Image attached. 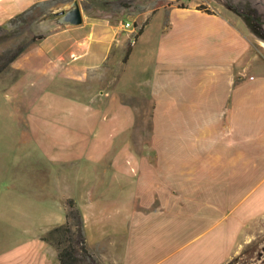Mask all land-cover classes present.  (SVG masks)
<instances>
[{"label":"crops","instance_id":"0c3cea01","mask_svg":"<svg viewBox=\"0 0 264 264\" xmlns=\"http://www.w3.org/2000/svg\"><path fill=\"white\" fill-rule=\"evenodd\" d=\"M48 1L0 0V24ZM183 1L157 6L138 35L134 22L126 28L129 20L84 9L78 25L44 19L38 39L0 74L54 96L74 123L67 140L87 135L91 173L78 171L82 193L63 199L80 208L89 249L105 264H225L264 218L251 206L264 204V42L231 10ZM82 105L83 130L74 112ZM219 177L231 198L249 188L251 207L226 210L224 189L210 202L208 180ZM114 186L123 193L113 196ZM10 207L0 206V264H61L42 238L50 228L39 196Z\"/></svg>","mask_w":264,"mask_h":264},{"label":"rangeland","instance_id":"374dc122","mask_svg":"<svg viewBox=\"0 0 264 264\" xmlns=\"http://www.w3.org/2000/svg\"><path fill=\"white\" fill-rule=\"evenodd\" d=\"M185 1H208L212 5H221L242 18V13L264 18V0H184L183 5L186 3ZM65 2L66 0H51L38 4L30 8L23 16L0 24L2 26L0 35L3 36V40L0 41V51L15 52L19 47L27 46L33 42V39L37 40L44 31L41 27L42 20L57 19L58 15L55 13L60 11ZM123 2H128L130 6L123 8L119 1H114L110 3L109 9H104L100 7L97 0H80L82 9L90 16L105 14L113 19L122 18L125 21L134 22V26H141L150 18L158 4L164 3L166 0H123ZM201 5L205 6L203 3ZM241 25L245 29V25L242 23ZM249 32L264 42V39L255 36L250 28ZM131 43L129 38L127 49ZM122 59H125V54L122 55ZM11 67L12 65L5 72L10 71ZM12 73L16 74L17 72ZM116 73L117 68L113 77ZM35 89L31 88L30 90L33 92L28 91L27 93L25 83L16 85L9 76H0V200H2L0 206L11 211L13 209L10 205L14 204L16 205L14 211L21 210V206L27 207L29 196L32 198L39 196L43 203V211H46V214L43 213L42 225H47L50 228L65 221L67 199H63L64 194L70 193L71 189L72 193H82L83 191V186L78 181V186H73L77 179V172L84 171L87 175L91 173L87 154L89 139L82 132L80 139H75V142L70 138L67 140L68 134L71 135L74 131V127L71 125L74 123L66 118L68 113L65 116L60 114L58 111L61 110L57 107L58 103L55 102V97L46 96L40 88ZM83 96L79 95L76 99L82 104H87L88 99L85 98L87 96ZM48 112L53 117L45 118ZM74 112L75 117L80 118V126L83 130L84 125L87 126V121L84 119V116L88 114L85 106H77ZM74 133L77 134L76 131ZM60 140L61 143H59ZM73 144H75L74 150L71 147ZM47 150L50 152L49 159L46 158ZM226 182L224 179L221 180V177H219V181L208 180L210 202L216 195L213 191L224 189V198L222 201L219 199V203L223 204L226 210L235 203L238 204L237 208L240 207V214L251 206L252 208L254 206L253 211L264 208V204L256 207L253 203L250 206L247 195L249 188L246 187H240V192H236L235 197L233 194L231 198L229 191L232 188L228 187ZM123 189L114 186L110 191L114 196L115 191L123 193ZM3 201L10 203L6 204ZM0 222H2L1 218ZM5 222L9 224L7 228L13 226L9 223L12 222L11 220H5ZM0 226L2 225L0 224ZM246 233L248 234L237 253L225 264H264V218L254 221ZM95 257L98 264H105L104 258L96 255ZM82 264H89V262L85 261Z\"/></svg>","mask_w":264,"mask_h":264},{"label":"trees","instance_id":"16d2710c","mask_svg":"<svg viewBox=\"0 0 264 264\" xmlns=\"http://www.w3.org/2000/svg\"><path fill=\"white\" fill-rule=\"evenodd\" d=\"M97 1L100 3V7L104 9H109L110 3L114 1H119L123 8L130 6L128 2H123V0ZM176 1L180 2L181 0ZM162 4L163 3H160L158 6ZM201 8H204V6H201ZM27 11L28 10L18 14L15 17L23 16L25 13H27ZM242 16L254 35L264 39V18L261 19L259 16H253L249 13H242ZM14 18L12 19L14 20ZM148 20L149 19H147L141 26L135 25L137 35L143 31V28L145 24H147ZM1 27L2 26L0 25V28ZM2 40L3 36L0 35V41ZM32 41H35V39ZM31 43L32 42H30L27 46L19 47L15 52L11 50L0 51V74L9 69L13 61L18 56H20ZM130 48L131 46L127 49L126 55L130 52ZM65 206V221L62 224L50 227L48 232L43 234L42 238L56 248L58 259L61 264H82L85 261H88L89 264H98V260L90 251L87 243L84 230V220L80 208L72 198H68L66 200Z\"/></svg>","mask_w":264,"mask_h":264},{"label":"water","instance_id":"95a60500","mask_svg":"<svg viewBox=\"0 0 264 264\" xmlns=\"http://www.w3.org/2000/svg\"><path fill=\"white\" fill-rule=\"evenodd\" d=\"M59 16L62 23L78 25L83 22V11L80 3L76 0L68 10H62L55 13Z\"/></svg>","mask_w":264,"mask_h":264},{"label":"built area","instance_id":"2783aa9c","mask_svg":"<svg viewBox=\"0 0 264 264\" xmlns=\"http://www.w3.org/2000/svg\"><path fill=\"white\" fill-rule=\"evenodd\" d=\"M123 25H124V27H126V28H132V27H133V24H132V22H130V21H126V22H124Z\"/></svg>","mask_w":264,"mask_h":264}]
</instances>
